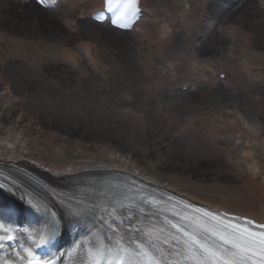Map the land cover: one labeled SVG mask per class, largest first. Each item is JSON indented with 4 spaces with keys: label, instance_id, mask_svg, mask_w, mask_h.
I'll use <instances>...</instances> for the list:
<instances>
[{
    "label": "bare ground",
    "instance_id": "6f19581e",
    "mask_svg": "<svg viewBox=\"0 0 264 264\" xmlns=\"http://www.w3.org/2000/svg\"><path fill=\"white\" fill-rule=\"evenodd\" d=\"M0 1V27L12 21L11 30L0 28V57L13 47L35 49L30 61L41 66L46 78L55 80L63 65L71 68L74 77H85L89 71L98 74L109 83L98 89V98L111 102L116 114L132 119L143 131L134 150L106 136L100 127L73 125L60 116L56 121L34 118L12 95L1 64V164H21L60 182L128 176L175 196L264 222V0H169L160 8H145L131 35L87 20L101 0H49L51 13L31 0ZM81 26L96 29L94 35L116 53L115 59L132 47L130 61L143 76L137 87L140 92L104 94L115 77L95 42L79 37L63 45L36 36L40 31L69 39ZM125 35L136 41L126 40ZM221 72L225 79H216ZM30 86L24 87L27 93L33 90ZM181 86H188L183 94L188 110L173 96L181 95ZM198 87L211 92L199 93ZM217 95L227 104L205 110L198 106ZM151 109L158 113L157 122L150 129L153 133L145 134ZM165 115L170 120H162ZM196 136L205 139L207 159L180 165L179 155L163 156L171 141ZM199 143L191 141L187 149L197 150Z\"/></svg>",
    "mask_w": 264,
    "mask_h": 264
},
{
    "label": "rangeland",
    "instance_id": "374dc122",
    "mask_svg": "<svg viewBox=\"0 0 264 264\" xmlns=\"http://www.w3.org/2000/svg\"><path fill=\"white\" fill-rule=\"evenodd\" d=\"M169 0H144V5L148 8L160 7L163 4H167ZM2 2L0 1V4ZM6 25H1V30L8 31L11 30L8 26L9 22L4 21ZM3 22V23H4ZM4 23V24H5ZM83 27V26H81ZM79 28L78 31H72L69 34V39H62L55 36L50 32H37L36 36L41 37L43 41H53L59 42L60 44H67L79 37L85 38L95 42L101 49L102 57L106 59L108 63V68L113 73L115 77L111 79L114 83L111 85V89L104 94L121 93V91H133L138 90V82L143 78L141 71L137 68L135 63L131 62L132 59V47L124 49L123 55H119V59H115L114 51L109 47V45L99 37H96V29L91 26L86 28ZM130 34L131 33H127ZM130 35H125L124 38L129 41H136L131 38ZM36 50L30 49L26 51L18 50L13 47L8 51V55L0 57V65L3 64L6 68L7 75L9 77V87L11 88L12 95L16 98L17 103L21 109L25 111L28 115L38 118V119H51L56 121L55 118L65 117L66 123H73V125L80 126H96L102 128L106 136L113 138V140L119 142L122 146L136 150L141 142V137L143 136V131H141L139 125L132 121L124 115H118L114 112V107L111 102H107L104 99H99V88L108 87L109 83L105 79L100 78L98 74L89 71L88 75L85 77H74L73 71L67 65H63L60 69V73L55 80L61 81V85L52 78H46L45 74L41 70L40 65H34L30 61V57L35 55ZM65 79V80H64ZM127 80V84H124L123 80ZM27 83H31L30 86L33 90L27 93L24 87ZM219 86L213 88L214 94L218 93ZM199 93L201 92H211L208 89L198 87ZM140 92V91H139ZM137 95H140V93ZM185 92H181V95L174 94L175 101L181 102L185 109H189L184 96ZM188 97V96H187ZM186 98V99H185ZM121 100V97H119ZM197 104V103H196ZM227 103L222 101L217 95L214 100H209L199 104L198 106L205 110L211 107L221 108ZM138 107V106H137ZM149 110V107L146 108ZM151 114H146V131L145 134L153 133L150 129H153L157 118H155L158 113L155 109H151ZM171 116V115H170ZM159 117V116H157ZM172 118V117H171ZM74 120L71 121L70 120ZM164 121H168L169 116H163L161 118ZM160 119V120H161ZM116 120L119 124L113 123ZM59 123V122H58ZM174 127L173 131H176ZM172 131V132H173ZM194 140L199 141L200 145L197 150L187 149L188 143L194 141L193 138L186 139L185 141L174 140L169 144L167 155L164 157H172L179 155V164H194L195 161L207 159V147L205 145V139L203 137L196 136ZM205 154V157H201ZM196 155V156H195ZM160 156V155H159ZM176 167L179 165H175ZM175 168V167H174Z\"/></svg>",
    "mask_w": 264,
    "mask_h": 264
},
{
    "label": "snow or ice",
    "instance_id": "6c2138e0",
    "mask_svg": "<svg viewBox=\"0 0 264 264\" xmlns=\"http://www.w3.org/2000/svg\"><path fill=\"white\" fill-rule=\"evenodd\" d=\"M137 3L138 0H119L113 6V0H106L108 11L120 12V20L135 18L139 11ZM114 213L115 209L109 215L116 219ZM210 219L216 223L197 222L192 232L171 224L178 235L161 242L163 246L154 242L151 231L145 232L144 239L139 241L134 238L125 241L123 236L109 238L111 244L100 243L88 253L89 264H264V225L253 228L254 222L250 219L235 224L225 223L216 216ZM109 227L113 232L118 231L111 224ZM209 236L213 238L212 243L208 242ZM44 239L41 236L40 243Z\"/></svg>",
    "mask_w": 264,
    "mask_h": 264
}]
</instances>
